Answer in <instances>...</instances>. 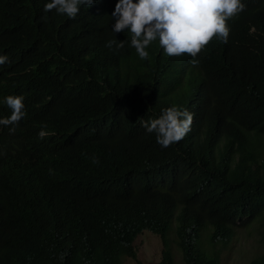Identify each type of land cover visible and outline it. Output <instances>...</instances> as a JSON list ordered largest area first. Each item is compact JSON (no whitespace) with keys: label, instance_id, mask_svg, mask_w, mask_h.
Here are the masks:
<instances>
[{"label":"trees","instance_id":"trees-1","mask_svg":"<svg viewBox=\"0 0 264 264\" xmlns=\"http://www.w3.org/2000/svg\"><path fill=\"white\" fill-rule=\"evenodd\" d=\"M48 2L0 0V118L9 95L25 112L14 133L0 125V264H143L146 229L162 240L155 264H176L175 245L184 264H221L198 247L202 229L213 247L259 217L264 229V0H242L228 42L195 65L158 42L147 60L109 49L130 41L112 31L117 0L75 19ZM172 106L193 114L191 131L162 148L141 120Z\"/></svg>","mask_w":264,"mask_h":264},{"label":"clouds","instance_id":"clouds-1","mask_svg":"<svg viewBox=\"0 0 264 264\" xmlns=\"http://www.w3.org/2000/svg\"><path fill=\"white\" fill-rule=\"evenodd\" d=\"M94 0H50L44 11L55 10L60 15L75 19L81 6H91ZM242 0H117L112 16L115 23L112 31L120 33L127 30L129 40L112 39L106 42L109 49H123L127 43L134 48L141 60L149 59L146 50L153 42L168 57L191 56L192 63L213 39L228 42L230 26L228 21L245 10ZM9 62L6 55H0V65ZM24 98L9 95L5 98L11 115L0 118V125L8 126L14 133L16 126L23 120ZM193 114L187 109L176 106L161 111L158 118L141 120V126L148 133H155L156 142L167 148L181 141L190 131ZM46 132L42 129L38 136L43 139ZM94 164L98 158L92 157Z\"/></svg>","mask_w":264,"mask_h":264},{"label":"rangeland","instance_id":"rangeland-1","mask_svg":"<svg viewBox=\"0 0 264 264\" xmlns=\"http://www.w3.org/2000/svg\"><path fill=\"white\" fill-rule=\"evenodd\" d=\"M260 219L241 226H234L233 238L225 244L212 246L209 240L210 229H202L198 235V247L202 250L216 251L220 254L221 264H249L252 258L264 251V229ZM175 239L174 231L170 234ZM138 258L143 264H155L161 259L163 248L161 237L146 229L134 242ZM173 255L176 264H184L182 255L175 245ZM125 260V258H124ZM128 264H135L129 260Z\"/></svg>","mask_w":264,"mask_h":264}]
</instances>
